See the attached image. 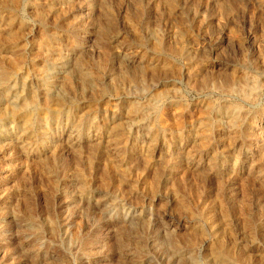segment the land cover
I'll use <instances>...</instances> for the list:
<instances>
[{
    "label": "rangeland",
    "instance_id": "obj_1",
    "mask_svg": "<svg viewBox=\"0 0 264 264\" xmlns=\"http://www.w3.org/2000/svg\"><path fill=\"white\" fill-rule=\"evenodd\" d=\"M45 83L60 120L0 151V264H264V0H0V108L37 104L0 142Z\"/></svg>",
    "mask_w": 264,
    "mask_h": 264
},
{
    "label": "bare ground",
    "instance_id": "obj_2",
    "mask_svg": "<svg viewBox=\"0 0 264 264\" xmlns=\"http://www.w3.org/2000/svg\"><path fill=\"white\" fill-rule=\"evenodd\" d=\"M172 1V0H171ZM16 42H13L14 43V45H18V41H17V39L15 40ZM43 43V42H42ZM196 44V43H195ZM42 45H44V46H49L50 45V42H49V40H48V37L47 38H45V40H44V43L42 44ZM181 48V47H180ZM34 64L36 65V62H34ZM169 64V63H168ZM198 64V63H197ZM13 66H14V68H20V66H21V58L20 59H15V61L13 62ZM40 66V68L38 69L37 68V70H38V77L43 81V82H45V78L47 77L46 76V73H47V68L46 67H41V65H39ZM36 69V68H35ZM37 73V72H36ZM5 74V73H4ZM46 76V77H45ZM55 76V75H54ZM2 77H4V76H2ZM7 77V76H6ZM5 79V77L3 78V86L1 87L2 88V90H3V87H4V89H5V91L6 92H11V91H14V88H15V86H13V85H10V84H8V82H7V80H4ZM46 82H48V81H46ZM44 84V83H43ZM46 85H47V83H45ZM235 85V84H234ZM233 85V86H234ZM252 88V87H251ZM16 89V88H15ZM247 89H248V87H247ZM250 89V88H249ZM1 90V91H2ZM252 90V89H251ZM256 90V89H255ZM115 91V90H114ZM19 92H15V95L16 94H18ZM36 99V98H35ZM25 100V101H24ZM23 101H24V103H22V105L20 106H18L15 102H9L7 105H6V107H1L0 108V112H1V117L2 118H6L7 116H8V114H7V109L9 108V107H11L10 109H12V112H14V115L16 114V115H20V116H22V115H25L26 116V110L28 109V108H30L31 106L33 107V106H35V105H37V104H35V102H31L30 100H27V99H24ZM30 101V102H29ZM32 101H35V100H32ZM44 103H43V110H42V112L44 113V117L42 118V121H39V122H36V121H34V120H36V119H34V120H32V118L29 116V115H27V117H25V124H24V128L23 129H18V132L16 133V134H13V139L11 140H9V139H7V141H6V139H3L2 141L3 142H5V143H2V142H0V151H5V150H14V149H16V147H17V145L18 146H20V148L21 147H26V149H27V147L29 146L28 144H30V142H26L25 143V138L23 139V137H29V136H32V134L30 133V131L32 130L33 131V129H37L38 131H39V133H41V135H43L44 137L48 134V127H49V125L48 124H50V121H52V119H54V120H56V121H58V120H60V117H61V115L63 114L62 113V111L60 110V109H53L54 108V104L56 103V100H55V98H54V96H52V94H51V91H50V89H49V87H48V85L45 87V89H44V101H43ZM0 106H2V104L0 105ZM36 107V106H35ZM229 108L227 109L228 110V112L230 113L229 115H230V117H228L229 119V124L231 125V124H236L237 123V120H238V115H237V112L235 113V111L233 112V110H234V108H233V110L232 109H230V106H228ZM136 107H134V109H135ZM140 108V107H139ZM142 109H143V107H142ZM225 109V108H224ZM136 110V109H135ZM137 110H138V108H137ZM139 111V110H138ZM226 111V110H225ZM238 111V110H237ZM140 112V111H139ZM145 113V112H144ZM12 114V113H11ZM68 115H70L69 113H68ZM237 115V116H236ZM15 117H13V116H11V119H12V121H13V119H14ZM163 120V119H162ZM54 122V121H53ZM93 125H95V126H98L95 122H93ZM180 126H181V123H180ZM182 127V126H181ZM205 130H207L209 127H208V123L206 124V122H204L203 123V126H202ZM31 131V132H32ZM20 132V133H19ZM207 133V132H206ZM120 134V133H119ZM122 135V134H121ZM121 135H119V137L118 138H120L121 137ZM42 136V137H43ZM202 139H204L203 140V142H205V146L208 144V141H207V138L206 137H203ZM28 145V146H27ZM19 148V147H18ZM18 150V149H17ZM20 150V149H19ZM16 151V150H15ZM24 152H25V150H23ZM13 152V151H12ZM12 152H11V156H9V157H12V158H14V159H17V158H15L14 157V155H15V152L12 154ZM24 152H22V153H24ZM18 153V152H17ZM19 154V153H18ZM20 155V154H19ZM45 156V155H44ZM119 158V157H118ZM19 159H20V157H19ZM22 159V158H21ZM116 160V161H115ZM118 160H120V159H113V160H111V161H113V163L111 164L112 165V167H121V163H119L118 162ZM151 160V159H150ZM121 162V161H120ZM175 164H176V162H175ZM147 168V167H146ZM125 169V168H124ZM128 169V168H127ZM140 169V168H139ZM143 169H144V167H143ZM142 170V169H141ZM140 170V171H141ZM145 171V170H144ZM143 171V172H144ZM77 176V175H76ZM146 176V175H145ZM145 178H147V177H145ZM144 181V180H143ZM147 181V180H146ZM153 182H154V180H153ZM151 187V186H150ZM208 203V202H207ZM210 204V203H209ZM207 209V208H206ZM210 209V208H209ZM213 211L212 212H208V216L210 217V219H212L213 220V222L215 223L216 221H217V219L216 218H214L213 217ZM217 223V222H216ZM215 223V224H216ZM241 255L242 256H244V257H246V255L244 254V253H241Z\"/></svg>",
    "mask_w": 264,
    "mask_h": 264
}]
</instances>
